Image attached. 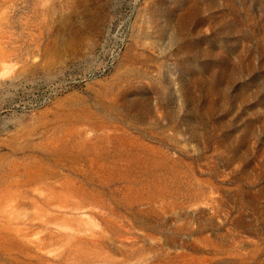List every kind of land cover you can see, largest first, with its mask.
I'll list each match as a JSON object with an SVG mask.
<instances>
[{
  "label": "rangeland",
  "instance_id": "1",
  "mask_svg": "<svg viewBox=\"0 0 264 264\" xmlns=\"http://www.w3.org/2000/svg\"><path fill=\"white\" fill-rule=\"evenodd\" d=\"M0 264H264V0H0Z\"/></svg>",
  "mask_w": 264,
  "mask_h": 264
}]
</instances>
